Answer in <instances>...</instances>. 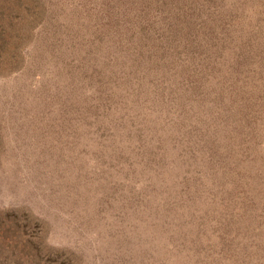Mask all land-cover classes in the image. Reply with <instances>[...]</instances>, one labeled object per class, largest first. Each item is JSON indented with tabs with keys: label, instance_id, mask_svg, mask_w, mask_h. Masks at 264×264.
<instances>
[{
	"label": "rangeland",
	"instance_id": "obj_1",
	"mask_svg": "<svg viewBox=\"0 0 264 264\" xmlns=\"http://www.w3.org/2000/svg\"><path fill=\"white\" fill-rule=\"evenodd\" d=\"M190 217L264 264V0H0V264H179Z\"/></svg>",
	"mask_w": 264,
	"mask_h": 264
},
{
	"label": "trees",
	"instance_id": "obj_2",
	"mask_svg": "<svg viewBox=\"0 0 264 264\" xmlns=\"http://www.w3.org/2000/svg\"><path fill=\"white\" fill-rule=\"evenodd\" d=\"M239 192H240V196L242 198H244L243 195H245V194H243V188H240ZM141 195L143 197V201L147 202L148 198L146 197V194L142 193ZM132 199L135 200V196H133ZM173 202H174V200H173ZM165 204H166V202L163 203L162 205H160V203L152 204L153 206L150 204H144L145 207L142 205V206H139L137 209H135L134 205L132 204V207L135 210H137L138 212L144 210V212L143 211L142 212L145 216L146 215L148 216V219L150 220L149 221L150 226L155 227L157 225H160L159 223L162 222L161 215H162V212H164L163 206H165ZM153 213H155V215L158 214V217H153L154 215H151ZM192 221H193V223H192ZM211 222H212V224H215L213 221H211ZM188 224H190V225L187 228L191 229L189 231V233L187 234V236L185 237L187 239L188 243L184 244L183 242H179L178 244H175L174 247L172 246L174 248L175 255L176 254L181 255V257L184 256L186 259V261L184 262L180 258V262H178L177 258L175 257L176 261L179 264H210L213 261H215V262H213V264H224L227 260H231L232 257L227 256L228 254L223 252L220 249V248L223 249L224 244H227V242H225V240L222 236L223 232L221 234H219V233H215L214 230L210 229V231L208 230L209 231L208 234L207 233H199L200 230L206 226L202 222H199V221H198V223H195V220L193 219V217L189 218ZM213 238H218L219 242L218 243L213 242ZM183 241H186V240H183ZM213 248H216V249H213ZM199 249H206V251H207V249H211V251H213V253L215 252L216 255L221 257V258H217L218 260L216 258H210L213 256L208 257L206 255V253L203 254L205 251H199L198 252ZM234 249L239 250V245H236ZM232 261L235 263L234 259ZM236 262H237V260H236ZM257 262L258 261L255 260V264H258Z\"/></svg>",
	"mask_w": 264,
	"mask_h": 264
}]
</instances>
